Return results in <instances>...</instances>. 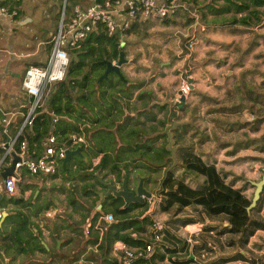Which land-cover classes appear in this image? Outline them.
Instances as JSON below:
<instances>
[{
  "label": "crops",
  "instance_id": "crops-1",
  "mask_svg": "<svg viewBox=\"0 0 264 264\" xmlns=\"http://www.w3.org/2000/svg\"><path fill=\"white\" fill-rule=\"evenodd\" d=\"M49 1L51 7L56 6L57 0ZM245 1L249 3L250 10L260 11V21L256 17H252L250 24L241 22V18L246 16L248 11L242 13L218 12L227 5L225 0H180V5L175 9L173 15L169 16L170 19L134 22L133 26L137 27L131 32L132 34L127 35H130V38H135L136 35L133 32L137 28L146 27L148 30H153L155 26L152 25H159L160 21L163 23V25L160 24L165 32L174 33L172 42L176 45L178 53L174 57H180L175 67L181 62L187 61L188 58V62L193 65V71L188 76L192 88L191 93L187 98V105L179 112L177 127L172 130L175 143L173 145L174 153L168 150L171 156L175 158L178 152L177 131H180L184 126H189L186 145H193L194 151L205 162L216 165L225 176L227 183L232 184L236 189H241L248 198H252L251 191L255 188L252 184L254 180L252 174H249L247 178L245 166L251 159L264 162L262 156L264 150L261 149L264 148V5L256 6L248 0ZM23 3L20 13L23 10ZM185 14L189 15L191 20L187 19ZM236 15L242 16L237 18ZM232 17H236L239 20L238 23L233 22ZM22 22L24 23V20ZM0 27L4 28L6 32H10L16 26L4 21ZM156 42L161 43L165 49L170 44L164 38H158ZM182 44L183 47L180 46ZM10 47L9 50L13 49L11 45ZM157 55L159 53H154L153 58ZM29 56V54L25 55L26 58ZM141 56L140 59L138 58V62L129 58L128 63L122 66L129 91V98L125 99L128 103L125 111L126 114L133 117L142 111L141 120L145 125H157V131L151 132L150 135L163 137L167 150L168 135L165 133V129L169 107L164 103L167 94H170V98H172V92L182 88L180 82L183 73L180 68L179 73L175 75L172 72L168 74L158 72L151 66L152 61L149 62L145 55ZM17 57L9 56L4 72L9 74V65L12 60H17ZM47 59L33 62V64L44 65ZM169 64V61L163 63V65ZM125 67H127L126 74ZM175 67L172 69L175 70ZM158 73H164V75L161 76ZM149 75L156 76L154 83H149L146 78ZM23 76L24 73L21 76V82ZM141 94L144 96L142 97ZM26 98L24 92L23 96H20L18 92H8L7 90L0 92V104L7 109H16L19 101ZM145 110L152 113L155 120H148ZM51 112L52 109H50ZM19 120L16 117L8 133L5 134L3 129L1 130L4 126L0 114V146L2 142L9 141V138L16 134L20 124ZM161 120H165L164 125L159 123ZM91 126L90 122L80 126L82 133L81 131L79 133L84 136L86 141L84 144L87 145L85 151L82 150V157L72 156L67 166L63 168L61 164L56 174H30L24 171L22 180L18 183L17 194H3L0 198L1 206L4 205L3 207L6 209L13 210L6 211L4 217L0 219V243L7 244V238L13 232L18 221L26 220V228L21 234L27 242L28 250L19 252L16 248L8 249L14 254L13 258L8 259L10 264H109L107 259H118V254L113 248L120 241L114 244L106 243L105 248L108 251L100 245L103 243L107 226L109 227L111 224L106 222L103 217L113 212L114 202L106 201L102 210L96 211L99 196L95 194L94 190L102 189V184L96 173L105 180H115L116 175L109 171L108 166L103 171H96V178L89 176V173L99 165L103 155L102 153L97 156L90 155V151L94 150V147L87 140L85 130ZM157 143L162 144L159 141ZM249 151L257 154H252ZM75 157H79L82 164L78 163ZM180 165L176 166V174L179 177H185V182L188 185L197 188L203 183L205 180L203 175L186 172L183 165ZM167 168L168 166H163L164 172ZM251 168H255L254 171L257 173L260 168L262 169V166L260 163L252 164ZM61 170L72 173V175H63L60 173ZM135 172L130 174L132 181L137 178ZM137 176L138 179L140 176H144L146 180L144 183L149 178L146 174ZM25 177L29 178V182L23 186ZM163 178L164 175L161 178V185ZM90 184L92 185L91 191L86 194V186ZM158 193H152L153 197L149 201L134 208L128 215L129 218L140 219L149 216V220L145 223V230H138L134 226L124 232H131L135 238L153 240L152 223L155 220L162 221L165 228H171L173 223V219H170L171 215L162 211L160 204L153 210L152 202L150 203ZM145 206L147 207L145 208ZM143 207L145 210L139 211ZM197 208L199 209L194 206L188 207L190 211L194 212L190 217L197 218L195 213ZM261 215L264 217V207ZM205 223L217 224L205 217L204 220L198 219L175 231L178 238L182 240L179 245L185 247L186 253L184 250H179L171 259L169 257H165L164 260L156 259L157 263L176 264L173 260L183 259L184 254L194 259L196 253L192 244L198 243V236ZM226 225L229 223L224 222L223 226ZM96 238L98 241H95ZM11 242L9 240V244ZM185 242L187 243L185 244ZM213 245L215 246L214 243ZM248 247L254 254L264 256L263 230L257 231L251 237ZM217 249L219 250V248ZM4 250L0 249V264H4L5 258L8 257L4 255ZM213 259L211 257L200 264H208Z\"/></svg>",
  "mask_w": 264,
  "mask_h": 264
},
{
  "label": "trees",
  "instance_id": "trees-1",
  "mask_svg": "<svg viewBox=\"0 0 264 264\" xmlns=\"http://www.w3.org/2000/svg\"><path fill=\"white\" fill-rule=\"evenodd\" d=\"M225 1L227 5L218 12L242 13L248 11V14L241 18V22L250 24L252 17H256L260 21V11L250 10V5L245 0ZM248 1L256 6L264 5V0ZM59 20L60 12L56 15L57 25ZM238 21L236 17L233 18V22L238 23ZM136 27V25H132L124 34H130ZM121 51V35L109 36L103 27H98L91 32L79 47L71 49L67 75L64 80L57 82V90L50 92L47 98V111L40 113L35 118L32 126L25 129L20 139H27L29 150L40 154L44 150L43 143L52 133L58 135L61 143H70V137L73 134L80 131L82 133L80 126L90 122L92 126L86 128L88 132L91 131L90 138L87 137V140L94 147V150L91 149L90 155L97 156L101 153L103 155L99 165L89 173V176L96 178V171H103L109 166V171L116 175L117 182H121L124 172L130 177L133 171L143 169L139 167L141 163L150 167L145 169L148 173L154 172L155 168H152L151 161H146V158H149L145 157L146 154L150 155L151 160L170 162L162 181V189L158 194L160 209L169 213L175 220L173 219L171 228L164 229V235L159 242L155 243L156 245L154 244L153 252L146 257L138 258L132 264H158L156 259L164 260L165 257L171 259L179 250H184L186 253L185 247L179 245L182 240L178 238L175 231L198 219L204 220L205 217L217 224L205 223L203 225L198 236V243L192 244L196 253L195 258L184 254L183 259L177 258L173 260L174 263L200 264V262L213 257L214 259L208 264H227L235 261L264 264V256L254 254L248 247L251 237L259 230L264 231V217L261 215L264 207V190L257 207L249 214L247 207L252 198H248L241 189H236L232 184L227 183L225 176L216 165L205 162L194 151L193 145H186L189 126H184L180 131H177L176 140L179 147L174 159L164 144H157L156 141L160 136L151 135L149 138H144L147 133L151 134V132L157 131L156 124L145 125L141 120L142 111L134 117L126 114L125 108L128 103L125 99L129 98L127 80H121L117 73L113 72L112 75L110 73L108 78H104L100 82L96 79L97 85L95 86V82L91 86L93 76L101 77L103 75V72H97L98 69L100 67L106 69L102 62L104 60L118 62ZM34 65H39V63H34ZM81 70L82 78H78ZM93 88L101 92L103 95L101 100L94 97ZM141 96L143 97L144 94ZM50 109H52L51 113ZM144 112H146L148 120H155V116L152 113L149 114L148 110ZM52 113L60 117L56 123H54ZM17 118L20 119L21 124L23 117L18 115ZM159 123L164 125L165 120H161ZM89 139H93L94 144ZM86 146L82 144L83 151L87 148ZM112 146L114 147L112 148ZM261 149L264 150V148ZM2 154L3 149L0 146V158ZM178 162L182 163L186 172L203 175L205 177L203 183L197 188L188 185L185 182V177H179L176 174ZM164 165L167 166V164H163L162 168ZM103 176L105 177L106 173ZM90 187H92L91 184L86 186V194L90 193ZM107 201L114 202V210L111 214L117 220L115 219L109 227L107 226L103 243H100L102 248L106 249L105 245L108 242L114 244L121 241L131 246H145L148 242H153V240L135 238L131 232H124L134 226L138 230H145V223L149 220V216H145L143 219L128 217L130 211L142 204L133 203L123 209L121 199L109 197ZM190 206L199 207V209H195L197 218L190 217L191 213H194L188 209ZM224 222H228L229 225L223 226ZM103 225L105 226V223ZM25 228L26 220H19L7 238L12 241L11 244L0 243V249L9 251L10 248H16L19 252H26L28 250L27 242L21 234ZM95 241H98V238ZM215 247L219 250H216ZM106 251L108 250L106 249ZM107 261L109 264H118L119 256L118 259H107Z\"/></svg>",
  "mask_w": 264,
  "mask_h": 264
},
{
  "label": "built area",
  "instance_id": "built-area-1",
  "mask_svg": "<svg viewBox=\"0 0 264 264\" xmlns=\"http://www.w3.org/2000/svg\"><path fill=\"white\" fill-rule=\"evenodd\" d=\"M25 0H0V25L4 21L16 25L20 15L21 4ZM180 0H89L87 4L76 3L70 14L67 13L68 0H63V11L60 25L52 34L51 51L44 65H29L24 73L21 90L27 98L20 100L16 109H7L0 104L3 132L13 125L15 118L21 113L23 121L14 136L9 141L2 142V157L0 158V193L15 195L18 183L22 180L24 171L30 174H56L69 148H76L86 143L81 133L73 134L70 143H61L58 135L52 133L43 143L44 150L40 154L30 151L27 139H20L25 129L35 121V118L47 111V98L53 83L65 79L70 63V50L79 47L88 35L98 27H103L109 36L125 35L134 22L150 19L165 20L180 5ZM2 51L0 50V55ZM116 63V61H115ZM187 95L191 93L187 83L182 84ZM54 115V123L59 116ZM82 130V127H80ZM17 159V161H15ZM14 164L13 173L8 174L4 181L1 172ZM6 208L0 205V219L4 217ZM49 215H51L49 213ZM103 219L112 223L113 214H106ZM154 230L153 242L145 246H131L124 242L115 245L119 256L118 264H132L138 258L146 257L154 250V244L164 235L165 225L160 220L152 223ZM89 232V230H87ZM228 264H253L248 261L230 262Z\"/></svg>",
  "mask_w": 264,
  "mask_h": 264
},
{
  "label": "rangeland",
  "instance_id": "rangeland-1",
  "mask_svg": "<svg viewBox=\"0 0 264 264\" xmlns=\"http://www.w3.org/2000/svg\"><path fill=\"white\" fill-rule=\"evenodd\" d=\"M89 0H68V9L67 13L70 14L71 8L74 4L76 3H83L87 4ZM56 6L51 7L50 1L49 0H25L23 3V10L21 11L18 21L16 23V27L13 28L12 31L6 32L4 28L0 27V50L2 51V54L0 55V92L2 90H7L8 92H18L20 96H23V91L21 90V76L24 72V70L33 62H40L41 60H46L47 57L50 54L51 51V40H52V34H54L61 22V17H62V11H63V0H57L56 1ZM60 12V20L57 25L56 22V15L57 13ZM173 15V13L171 14ZM186 18L189 19V15H186ZM238 16L242 15H236L237 18ZM234 17H232L233 19ZM170 19V18H169ZM24 20V23L22 22ZM191 20V19H189ZM163 25L162 22H158V24L161 26ZM148 24V22H147ZM146 25V24H145ZM159 25H152L155 26L153 30H148L146 27H141L140 29L137 28L136 31L133 32L134 35H136L135 38H130V35H122L121 36V43H122V51H124L125 57L129 60V58H132V60H137L135 62H138V58L140 59L141 55H145V57L150 61H152V67L156 68L158 72H165V73H171L172 74H178L179 73V68L182 71V80L180 84L187 83L189 86V81H188V76L191 75L193 71V65L189 63V58L185 62H181L177 67L175 65L177 64V61L180 60L179 58H175L174 56L178 54L176 51V45L172 41H174V33L171 32H165V30L160 27ZM132 34V33H131ZM129 36V37H128ZM154 38V40H153ZM158 38H164L166 41H169L170 44L165 49L163 46H161V43L156 42ZM156 40V41H155ZM124 44V45H123ZM181 44V43H180ZM13 49L9 50L11 47ZM183 47V44L180 45ZM133 49H136L135 51H132ZM11 52H9V51ZM159 53L155 58H153L154 53ZM13 56H18L17 60H12V63H10V69H9V74L4 72L5 67L7 66L8 63V58L11 55ZM26 54H29L30 56L28 58L25 57ZM184 54V53H181ZM182 56V55H179ZM142 57V56H141ZM169 61V65H163L164 62ZM4 68H1L3 67ZM175 67V70L172 68ZM137 68V67H136ZM141 69V68H140ZM123 70V68H122ZM103 67H100L98 69V73L103 72L104 73ZM127 72V67H125V74ZM124 73V72H123ZM80 75L78 78H82V70L79 73ZM113 72L110 74L112 75ZM160 74V73H158ZM161 76L164 75V73L160 74ZM101 77L98 75L93 76L91 86L94 85L96 82L95 86L97 85V80H99ZM148 78L149 83H154L155 82V77L152 75L146 76ZM57 85L58 83H53L50 87V92H55L57 90ZM178 85V84H177ZM94 90V88H93ZM101 92L96 89L94 90V97L97 98V100H101ZM157 111V110H156ZM151 114V113H149ZM129 115V114H128ZM159 116V113H158ZM161 116V115H160ZM132 117V116H131ZM145 119V117H143ZM86 136L90 138L91 131H87ZM150 132L144 135L145 137H150ZM93 144L94 140L89 139ZM164 144V138H158L156 142ZM68 143V142H65ZM158 144V143H157ZM128 146V145H127ZM114 146H112L113 148ZM168 151V150H167ZM252 154H257L253 151H249ZM264 158V154L262 155ZM145 157L148 162L151 161V164L153 165L152 168L154 169V172H151L148 174L147 168H150L147 166L145 163H141L139 165L140 168L136 170L135 175H136V184L138 182V176L140 174H146L149 176L148 181L145 182V187L148 191L151 193H158L162 187L161 185V178L163 175L165 176L166 171L164 172L162 165L167 164V166H170V162L167 160H161V161H154L151 160L152 158L150 157L149 154H146ZM249 157H255V156H249ZM75 159L78 161V163L82 164V160L79 157H75ZM175 159V158H174ZM174 163V162H173ZM245 166V171L247 174V178L249 177V174H252L251 176L253 177L254 181H259L263 174H264V162H257L255 159H251L250 162H248ZM262 166V169L260 168V171L255 173L254 169L251 168L252 164H259ZM180 165L181 162H178ZM182 166V164L180 165ZM253 171V172H252ZM252 172V173H250ZM2 173V172H1ZM61 174L63 175H72V173H67L64 170L60 171ZM154 173V174H153ZM165 173V174H164ZM2 176V175H1ZM144 177V176H140ZM139 177V178H140ZM146 181V180H145ZM29 182V178H24L23 181V186H25ZM254 189L251 191V197L253 196ZM159 194L157 195L156 198H153V200L150 201L152 204L153 210H155V207H159L160 204V198ZM47 203V202H46ZM149 203V205H151ZM147 206H145L146 208ZM145 208L139 209V211L145 210ZM13 211L9 208L6 209V211ZM170 219H174L170 216ZM175 220V219H174ZM7 244L9 245V240H7ZM4 255L8 256L7 258H13L14 254L11 251L4 250Z\"/></svg>",
  "mask_w": 264,
  "mask_h": 264
},
{
  "label": "water",
  "instance_id": "water-1",
  "mask_svg": "<svg viewBox=\"0 0 264 264\" xmlns=\"http://www.w3.org/2000/svg\"><path fill=\"white\" fill-rule=\"evenodd\" d=\"M106 69L99 79V82L104 79L108 78L109 74L115 72L118 74L121 80H126L125 75L122 70V66L128 63V59L125 57L124 51L120 52V58L118 62H112L110 60H104L102 62ZM192 88L190 87V90ZM187 98L188 95L184 88H179L172 92V98H170V94H167L166 100L164 104H168L169 112L167 117V125L165 133L168 135L167 138V150L173 152L174 148V137L172 130H174L177 125V118L179 116V112L185 108L187 105ZM174 153V152H173ZM74 155H78L80 157L83 156L82 154V147L77 146L76 148H69L66 151V156L62 159V166L65 168L67 163L69 162L70 158ZM17 161V159L15 160ZM14 164L9 167H6L5 170L2 171V179L5 181L8 174L13 173ZM96 176L99 178L100 183L102 184V189L94 190L95 194L99 196L98 207L96 211H101L104 204L106 203L109 197H114V199H121L123 201V209L128 208L131 204H145L149 199L153 197V194L148 191L145 187V177H140L138 182L135 186V179H131L126 172L122 175V181L117 182L116 180H105L101 177L98 173ZM252 184L254 185V193L251 199L250 205L247 207V211L251 214L252 210L257 207L258 201L261 198L262 192L264 190V174L259 181H253ZM134 186V187H133ZM2 194L0 193V198ZM4 264H10L8 258H5Z\"/></svg>",
  "mask_w": 264,
  "mask_h": 264
},
{
  "label": "flooded vegetation",
  "instance_id": "flooded-vegetation-1",
  "mask_svg": "<svg viewBox=\"0 0 264 264\" xmlns=\"http://www.w3.org/2000/svg\"><path fill=\"white\" fill-rule=\"evenodd\" d=\"M122 181V180H121ZM136 181V180H135ZM135 184V186H136V182L134 183ZM134 187V186H133Z\"/></svg>",
  "mask_w": 264,
  "mask_h": 264
}]
</instances>
